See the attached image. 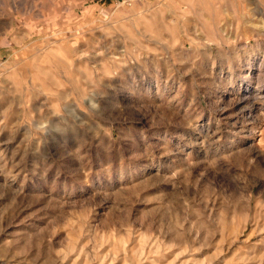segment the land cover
<instances>
[{"label": "rangeland", "instance_id": "rangeland-1", "mask_svg": "<svg viewBox=\"0 0 264 264\" xmlns=\"http://www.w3.org/2000/svg\"><path fill=\"white\" fill-rule=\"evenodd\" d=\"M0 264H264V0H0Z\"/></svg>", "mask_w": 264, "mask_h": 264}]
</instances>
